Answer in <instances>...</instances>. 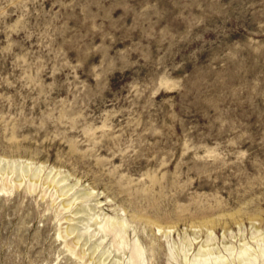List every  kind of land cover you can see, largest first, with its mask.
I'll list each match as a JSON object with an SVG mask.
<instances>
[{
	"label": "rangeland",
	"instance_id": "rangeland-1",
	"mask_svg": "<svg viewBox=\"0 0 264 264\" xmlns=\"http://www.w3.org/2000/svg\"><path fill=\"white\" fill-rule=\"evenodd\" d=\"M263 236L264 0H0V264H264Z\"/></svg>",
	"mask_w": 264,
	"mask_h": 264
},
{
	"label": "bare ground",
	"instance_id": "bare-ground-1",
	"mask_svg": "<svg viewBox=\"0 0 264 264\" xmlns=\"http://www.w3.org/2000/svg\"><path fill=\"white\" fill-rule=\"evenodd\" d=\"M34 172H36V171H34ZM99 204V203H98ZM101 223V222H100ZM124 225V222H122L121 220H117V221H113L112 220V217H107V219H106V221L102 224V227H114V229H117L116 231H118L117 232V234H119V233H121V229H122V226ZM112 227V228H113ZM73 230V228H72V226L71 225H69L68 224V226H67V231H72ZM112 231V230H111ZM264 237V236H263ZM203 247V246H202ZM201 247V248H202ZM205 247V246H204ZM202 250V249H201ZM211 250V249H210ZM206 251H208V250H206ZM205 251V252H206ZM241 252V254H243V255H246L245 257L243 256L241 259H238V261H239V264H251L252 263V261L250 260L252 257H253V260H256V259H258V256H255V254L254 253H252V252H250L249 251V249L246 247V245H244V247H242V249L240 250ZM200 254V253H199ZM206 254V253H205ZM264 254V249H263V251H262V255ZM218 259H222V257L221 258H218ZM203 260H205V258L203 259ZM208 260V259H207ZM206 260V261H207ZM225 259H223V260H219V262H216V264H231L230 262H228V260L227 261H224ZM142 261H143V251L140 249V247H137V249H135L134 251H132V254H131V262L132 263H134V264H136V263H139V264H141L142 263ZM200 262V261H199ZM202 262V261H201ZM196 264V263H195ZM197 264H199V263H197Z\"/></svg>",
	"mask_w": 264,
	"mask_h": 264
}]
</instances>
